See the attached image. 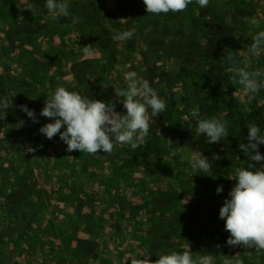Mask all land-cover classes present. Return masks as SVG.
Returning a JSON list of instances; mask_svg holds the SVG:
<instances>
[{
    "label": "rangeland",
    "instance_id": "1",
    "mask_svg": "<svg viewBox=\"0 0 264 264\" xmlns=\"http://www.w3.org/2000/svg\"><path fill=\"white\" fill-rule=\"evenodd\" d=\"M68 3L71 17L54 20L46 0H0V101L12 105L0 119V264H152L183 250L194 257L210 253L216 264L225 255L264 264V252L227 245L230 233L219 216L237 183L228 177L237 168L264 167L240 150L248 121L223 100L231 92L240 112L264 104V86L250 104L239 101L243 86L232 84L224 58L231 48L238 67L247 62L249 71L264 70V54L248 51L264 30V0H210L205 8L193 0L185 12L159 16L147 14L143 0ZM28 5L32 12L23 9ZM214 11L233 26L219 57L209 49ZM113 30H134V36L117 42ZM128 71L147 79L167 103L135 151L116 145L111 154L67 152L59 134L48 139L39 132L52 122L40 112L57 86L115 102L126 114L115 86L126 89ZM194 107L200 117L191 116ZM5 111L0 107V116ZM212 117L228 124L229 136L219 143L196 133L198 119ZM174 147H183L188 159L173 156ZM200 153L211 164L207 174L191 166V155Z\"/></svg>",
    "mask_w": 264,
    "mask_h": 264
},
{
    "label": "clouds",
    "instance_id": "2",
    "mask_svg": "<svg viewBox=\"0 0 264 264\" xmlns=\"http://www.w3.org/2000/svg\"><path fill=\"white\" fill-rule=\"evenodd\" d=\"M147 14L159 16L168 13L185 12L193 0H143ZM201 8L208 7L210 0H195ZM46 8L52 19L60 17L69 18L70 4L68 0H46ZM33 5L23 9L33 11ZM245 22L257 26L259 21L244 18ZM79 19L74 18L73 23ZM134 36V30H113L112 39L117 42L129 40ZM238 38V37H237ZM252 56L259 57L264 54V30L258 31L252 37L248 49ZM225 61L230 66L227 71L232 84L243 86L242 94L238 97L242 104H250L264 86L260 78L264 77V70H247L251 66L246 62L243 67H238L237 57L225 49ZM126 89L115 86V95L120 99L126 109V114L116 111L115 102H106L81 95L77 91H70L64 86H57L51 98H47L40 116L49 118L52 122L43 125L39 132L48 139H53L59 134L60 139L67 145V152L79 151L95 155L97 153L111 154L116 145H130L132 151L141 146L150 131V121L164 113L167 103L151 87L147 79L138 76L135 71L124 74ZM0 107L6 111L12 105L7 98L0 101ZM33 123H38L35 111L27 105H21ZM149 109L151 110L149 112ZM191 116L200 117L199 107L191 109ZM227 121L222 117L198 119L196 133L204 135L208 143H219L229 136ZM63 129V131H62ZM248 142L240 144V150L245 153L254 165L264 166V155L259 151V146L264 144V134L259 126L250 124L247 133ZM173 142L170 140V144ZM29 152L35 149L29 147ZM173 156L179 155L183 161L188 159L184 155L183 147H174ZM190 163L197 173L207 174L211 164L203 154H192ZM237 181L230 190L229 197L225 199L220 209L219 216L225 220V230L230 233L226 243L229 247H242L246 251L255 249L264 252V167L252 170L241 167L235 170L233 177ZM217 194L223 191V186H218ZM219 247V246H218ZM152 261V264H216L212 254L193 256L190 250L171 251L162 254ZM222 264H241L237 259L225 255Z\"/></svg>",
    "mask_w": 264,
    "mask_h": 264
},
{
    "label": "trees",
    "instance_id": "3",
    "mask_svg": "<svg viewBox=\"0 0 264 264\" xmlns=\"http://www.w3.org/2000/svg\"><path fill=\"white\" fill-rule=\"evenodd\" d=\"M206 12V11H203ZM191 17V15H190ZM215 18L216 23V35L212 38L209 49L210 51L217 57H219L223 53V46L225 45L224 42H226L228 39H230L233 35V26H231L224 17L219 14L217 11L212 12L211 18ZM192 21L195 22V25L197 24V18L194 16L191 17ZM225 49V48H224ZM227 49V48H226ZM231 48H229L230 50ZM207 86H212L210 82L207 83ZM210 94L214 96L215 99H221L222 98V91L217 90L215 86L211 87ZM223 100H225L227 106L234 110V113L239 114L240 118L244 121H248V124L244 122V125H247L244 127L245 132L240 136L239 139V145L243 143H247V133H248V126L250 124H254L259 126L261 129V134L264 132V104L257 106L256 104L252 105V108H249L246 112H240V108L237 106V99L232 95L231 92L227 93V97H225ZM251 118V119H250ZM263 120V121H261ZM259 151L262 155H264V144H261L259 146ZM25 206V202L21 200L19 204V209L23 208Z\"/></svg>",
    "mask_w": 264,
    "mask_h": 264
}]
</instances>
